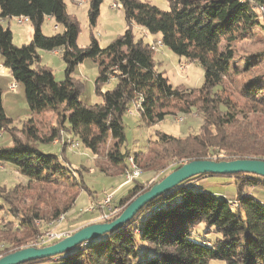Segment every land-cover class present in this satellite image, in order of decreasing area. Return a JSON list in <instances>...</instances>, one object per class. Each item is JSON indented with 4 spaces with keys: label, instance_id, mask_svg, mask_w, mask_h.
I'll list each match as a JSON object with an SVG mask.
<instances>
[{
    "label": "trees",
    "instance_id": "obj_1",
    "mask_svg": "<svg viewBox=\"0 0 264 264\" xmlns=\"http://www.w3.org/2000/svg\"><path fill=\"white\" fill-rule=\"evenodd\" d=\"M167 1L170 8L162 10L148 1L119 0L124 31L105 47H100L92 34L87 46L78 47L79 22L66 11L65 0H0L2 65L10 70L13 83L22 86L31 115L16 126L6 116L0 88V131L8 132L12 142L0 146V164H11L25 178L10 187L0 184V256L27 245L45 246L60 240L63 236L39 244V236L46 235L40 226L74 212L80 191L93 194L81 170L63 157L66 140L61 141V156L42 151L39 144L60 140L62 132L72 134L95 160L106 159L107 164L100 166L104 174H122L130 152L121 151L125 140L122 115L131 102H139V116L147 126L167 115L192 110L202 120L198 132L183 137L157 131L153 144L134 153L143 171L157 175L161 172L155 171L172 161L170 171L199 159L264 160V60L256 53L253 59L236 63L235 48L253 37L249 36L253 28L264 29V10L259 9L264 0ZM101 2L89 0L87 14L92 25ZM46 16L61 24L63 31L42 33ZM8 17L29 19L33 31L28 43L12 42L10 28L1 22ZM133 23L158 33L159 39L154 41L178 57L199 63L202 84L172 86L156 69L152 44L134 38ZM39 50H58L64 64L61 80L40 65ZM86 58L98 64L94 86L102 101L93 105L79 100L82 84L73 76L75 67ZM111 77L115 85L102 92L101 85ZM43 111L52 112L55 120L47 135H42L35 123V115ZM168 172L149 184L134 180L119 198L118 212L101 222L115 218ZM206 175L180 182L146 203L117 229L69 251L22 264H210L212 260L264 264V201L247 191L264 187V177L225 174L236 178L233 198L237 206L230 207L228 198L202 189L194 191L187 185ZM200 223L206 226L205 232L212 230L218 235L211 244L192 238Z\"/></svg>",
    "mask_w": 264,
    "mask_h": 264
},
{
    "label": "rangeland",
    "instance_id": "obj_2",
    "mask_svg": "<svg viewBox=\"0 0 264 264\" xmlns=\"http://www.w3.org/2000/svg\"><path fill=\"white\" fill-rule=\"evenodd\" d=\"M82 1V3H78L73 0H65L66 11L68 14L74 16L79 22L80 31L76 40L78 47L87 46L91 34L98 41L100 47H105L117 35L124 31L126 24L119 0H102L99 7L98 17L94 25L90 23L87 14L89 0ZM142 1H148L162 10H168L170 8L167 0ZM114 2L117 3L116 6H113ZM8 22L9 23H7V21L4 22V25L9 27L12 32V42L15 45L28 43L33 31L29 19L25 18L22 23H18L17 19L12 17L8 19ZM41 31L45 35H52L57 32H62L63 26L61 24H57L53 17L46 16L42 23ZM132 33L136 40L142 39L144 43L147 42L155 44L154 40L159 39L157 37L159 36L158 33H150L135 23L132 24ZM249 33H251L249 36L253 37L244 39L235 46L236 63L243 62L250 58L253 59L256 53L260 54V59L264 60V29L259 27L253 28ZM38 54L40 56V65L49 68L56 80H61L63 78L64 70L61 55L59 53L46 50H39ZM153 58L156 64V69L168 78V82L172 86L194 88L199 87L202 84L203 70L196 61H190L185 58L178 57L164 45L156 46ZM0 60H2L1 55ZM181 65H184V67L180 68ZM97 72L98 64L90 58H86L81 61L73 71V76L82 84L79 93V100L83 104L93 105L102 101L101 96L95 92L94 81L97 76ZM249 75L252 76L253 74ZM10 80L11 79L9 77L5 78L4 76H0L3 107L6 116L11 118L16 126L20 127L23 121H26L31 115L24 98L22 86L17 84L18 93L17 90L16 92H10L8 90L9 85L11 84H8ZM115 83V78L111 77L107 82L101 85V91L103 92L111 89ZM177 117H182L183 120L180 122L176 121ZM122 122L124 126L125 140L121 147V151L128 150L130 151L128 152L129 155H134L135 152L145 151L149 144L154 143L156 139L155 133L157 131L183 137L187 134L198 132L202 120L196 112L192 110L190 113L180 112L175 116L167 115L163 120L147 126L141 121L138 108L131 102L129 103L125 113L122 115ZM35 123H37L42 135L49 134V126L55 124L53 113L50 111H43L36 114ZM62 136L63 138L57 140L59 145L52 144V142L40 143L39 148L46 153L61 156V141L65 140L63 132ZM70 137H72V135ZM11 144L12 142L9 133L2 131L0 134V146H10ZM63 157H65L71 167L79 168L81 170L83 173V179L90 190L93 191V194L89 195L87 191H80L73 206L74 212L71 214H64V218L60 222L54 223L53 221H50L42 224L40 227L42 231H45L46 235L44 237L39 236L41 241L39 244L47 242L54 237L68 235L82 226L94 222H101L102 219H107L111 215L116 214L118 212L117 202L119 198L123 196L136 181L149 184L157 179L161 173L170 171V168L174 164L172 161L160 170L155 171L156 173L161 172L157 175L154 174V171L146 172L141 169L142 171L140 177L136 179V181L128 183L129 188L122 193L120 192L118 194H114V192H106L103 194L102 192L104 189L107 190L115 187L118 182H120L119 184H121L122 181L124 183V178L121 173L117 172L116 176H110L114 173L113 171L110 172V175H106L101 171L100 166L107 164L106 159L96 158L97 160H95V157L88 149L84 147L75 148L69 143L66 145ZM1 166L0 184L10 187L25 180L24 176L18 174L11 164H2ZM119 175L122 180L117 178ZM235 181L236 178L232 176L207 174L204 177H197L196 179L191 180L187 183V185L193 187V189H195L194 191L202 189L205 192L215 194L217 197H225L234 196ZM247 191L249 193L253 192L257 197L264 201V199H262L264 198V187L259 186L250 188ZM95 193H102V195L100 194L99 197H94ZM107 194H112V198L108 202H105L103 200ZM234 200L235 198L228 199L230 207H232L230 202ZM234 202L237 203V201ZM90 204L93 206L91 209L89 207ZM37 223L40 224L39 221H37ZM205 231L206 226L203 223L198 224L194 229L192 238L198 242L204 238L202 240L208 244H211L216 240V238H218V235L214 231ZM27 246L38 245L33 244ZM141 251L143 252V249H141ZM221 263L222 262L220 260H212L210 262V264ZM37 264L50 263L47 262Z\"/></svg>",
    "mask_w": 264,
    "mask_h": 264
},
{
    "label": "water",
    "instance_id": "obj_3",
    "mask_svg": "<svg viewBox=\"0 0 264 264\" xmlns=\"http://www.w3.org/2000/svg\"><path fill=\"white\" fill-rule=\"evenodd\" d=\"M238 172L253 173L264 177L263 159L220 160L199 159L183 163L179 168L169 172L162 179L153 183L146 191L137 195L115 218L106 222H94L78 228L60 240L45 246H26L0 256V264H22L63 253L76 245L96 239L101 235L117 229L146 203L169 191L180 182L197 174H234Z\"/></svg>",
    "mask_w": 264,
    "mask_h": 264
},
{
    "label": "built area",
    "instance_id": "obj_4",
    "mask_svg": "<svg viewBox=\"0 0 264 264\" xmlns=\"http://www.w3.org/2000/svg\"><path fill=\"white\" fill-rule=\"evenodd\" d=\"M78 3H82L83 1L82 0H77ZM117 3L114 2L113 3V6H116ZM260 9L263 11L264 10V7L261 6ZM23 18H18V22H21ZM156 46H162L161 42L160 41H157L155 42V44H152L151 45V48L153 50L156 49ZM184 65H181L180 68H183ZM16 85L14 83H11L9 85V89L13 90L15 89ZM137 108L139 107V102L136 101L133 103ZM183 118L182 117H177L176 118V121H182ZM2 133V130L0 131V134ZM66 143H69L72 147H75V148H79V142L76 140V141H72V140H67ZM1 164H0V168H1ZM141 175V169L140 167L138 166L136 160H135V157L134 155H128L126 157V162H125V166L123 168V171H122V177L124 178V183L128 184V183H131L132 181L138 179ZM112 198V194H107L105 196V199L103 201L105 202H108L110 199ZM235 201V200H234ZM234 201H231L230 202V205L232 207H236L237 206V203L234 202ZM90 209L93 207L91 204H90ZM106 217V215H105ZM64 218V214H61L58 219L56 221H53L54 223L56 222H60L61 220H63Z\"/></svg>",
    "mask_w": 264,
    "mask_h": 264
},
{
    "label": "crops",
    "instance_id": "obj_5",
    "mask_svg": "<svg viewBox=\"0 0 264 264\" xmlns=\"http://www.w3.org/2000/svg\"><path fill=\"white\" fill-rule=\"evenodd\" d=\"M10 18H12V17H8V18H5V19H2L1 22H2L3 24H4V22H6V21H7V23H9V22H8V19H10ZM14 18H15V17H14ZM16 19H18V18H16ZM24 19H25V18H23L21 22H18V20H17V22H18V23H22V22L24 21ZM157 37L159 38V36H157ZM53 52L59 53L58 50H53ZM0 64H1V65H0V76H4L5 78L9 77L11 80L9 81L8 84L13 83L14 80H13V78H12V76H11V72H10V70L2 65V60H0ZM17 88H18V86H17V84H16L15 89L11 90V89L8 88V90H9L10 92H16ZM18 92H19V91L17 90V93H18ZM2 96H3V95H2ZM2 105H3V98H2ZM3 108H4V107H3ZM4 111H5V110H4ZM53 117H54V116H53ZM71 135H72V134L64 133L65 140H66V141H67V140L76 141V139L73 140V139H74L73 135H72V137H70ZM52 144L59 145L57 140H54V141L52 142ZM68 148H69V146H68ZM120 177H121V176L119 175L117 178H120ZM115 178H116V177H115ZM120 179H121V178H120ZM121 180H122V179H121ZM119 183H120V182H118V184H116L115 187L109 188V189H107V190L104 189V191H103L102 193L105 194L106 192H114V194H118V193H120V192L122 193L123 191H125L126 189L129 188V187H128L129 184L123 183V181H122L121 184H119ZM102 193H100V194L102 195ZM100 194L95 193V196H94V197H99ZM225 197L228 198V199H231V198H233V195H232V196H225ZM94 199H95V198H94ZM262 199H264V198H262ZM202 239H204V238H202ZM221 264H223V263H221Z\"/></svg>",
    "mask_w": 264,
    "mask_h": 264
}]
</instances>
